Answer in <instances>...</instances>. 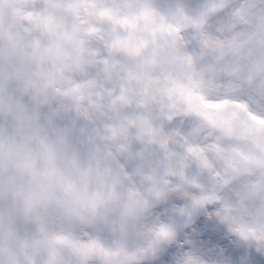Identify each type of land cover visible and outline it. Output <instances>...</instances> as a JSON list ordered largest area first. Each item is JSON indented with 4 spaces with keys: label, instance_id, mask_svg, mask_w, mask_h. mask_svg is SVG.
Listing matches in <instances>:
<instances>
[{
    "label": "clouds",
    "instance_id": "1",
    "mask_svg": "<svg viewBox=\"0 0 264 264\" xmlns=\"http://www.w3.org/2000/svg\"><path fill=\"white\" fill-rule=\"evenodd\" d=\"M210 3L0 0V264H264V0Z\"/></svg>",
    "mask_w": 264,
    "mask_h": 264
},
{
    "label": "snow or ice",
    "instance_id": "2",
    "mask_svg": "<svg viewBox=\"0 0 264 264\" xmlns=\"http://www.w3.org/2000/svg\"><path fill=\"white\" fill-rule=\"evenodd\" d=\"M244 2H245V3H251V2H255V0H244ZM223 3H225V0H211V3H210V4H207V5L205 6V10H206L207 12L214 11V10H215V7H216L218 4H219V5H222ZM240 18H241V19H244L245 17H244L243 15H241ZM260 69H261V70H264V65H261V66H260ZM207 107H209V108H217V109H220V108L225 107V105L222 104V103H218V104H208ZM237 107L240 108V109H244V110L248 113L249 119H250L251 121H255L257 124H260V125H264V117H261V116H259V115L256 114V113L249 112V111L247 110V106L244 105V104H238ZM251 131H252V130L250 129V132H251ZM260 131H261L260 129H255V132H256L257 134H259Z\"/></svg>",
    "mask_w": 264,
    "mask_h": 264
},
{
    "label": "bare ground",
    "instance_id": "3",
    "mask_svg": "<svg viewBox=\"0 0 264 264\" xmlns=\"http://www.w3.org/2000/svg\"><path fill=\"white\" fill-rule=\"evenodd\" d=\"M14 2H15V0H14ZM13 11H14L15 15H16L18 18H20V17L22 16V13H21V11H20L19 9H13Z\"/></svg>",
    "mask_w": 264,
    "mask_h": 264
},
{
    "label": "rangeland",
    "instance_id": "4",
    "mask_svg": "<svg viewBox=\"0 0 264 264\" xmlns=\"http://www.w3.org/2000/svg\"><path fill=\"white\" fill-rule=\"evenodd\" d=\"M13 16H14L15 18L19 19V18L15 15L14 11H13Z\"/></svg>",
    "mask_w": 264,
    "mask_h": 264
}]
</instances>
